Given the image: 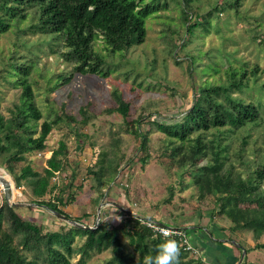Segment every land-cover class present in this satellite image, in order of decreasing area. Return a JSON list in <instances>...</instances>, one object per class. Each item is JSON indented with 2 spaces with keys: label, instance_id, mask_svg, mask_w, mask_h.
<instances>
[{
  "label": "rangeland",
  "instance_id": "rangeland-1",
  "mask_svg": "<svg viewBox=\"0 0 264 264\" xmlns=\"http://www.w3.org/2000/svg\"><path fill=\"white\" fill-rule=\"evenodd\" d=\"M179 1L141 0V5H155L159 9L146 21L144 43L127 52L110 54L100 39L94 44V49L105 56L106 76L72 75L73 65L59 56L61 44H49V36L28 30L31 24L37 22L36 18L11 22L7 31L0 32V112L5 117L9 115V109L17 101L19 92L6 78L4 69L13 53L22 59L21 62H33L35 65L30 81L35 103L42 115L35 123V135H38L43 120H51L57 115L62 117L49 133L46 149L26 154L25 161L14 164L15 171L18 172L27 163L34 170L42 171L48 165L51 151L58 147L59 141H64L67 145V154L62 158L64 170L55 173L51 183L58 187L44 199H51L62 186L72 181L71 191L75 200L62 209L71 217H81L85 225L95 227L99 211L97 225L116 226L126 218L129 210L131 215L139 218L186 228L190 242H193V226H199V231L206 229L211 233L214 232L212 228L218 226L228 230L229 236H232L231 222L216 212V197H199L191 173L180 166V156L172 155L173 144L168 137L145 123L146 120L161 123L179 120L190 108L198 86L225 80L228 65L250 70L258 64V81H264V0H240L238 5L226 4L223 10L213 7L216 2L226 0H194L192 6L202 15V20H198L203 24L197 26L192 35L185 32ZM185 36L188 39L183 42ZM176 43L178 47L174 48ZM216 68L218 72L214 71ZM70 75L72 77L68 83L61 79L54 91L49 90L59 76ZM255 89L234 92L233 95L262 103L261 121L248 131L247 140L250 145L256 141V145L263 148L260 136L264 134V94ZM114 91L120 93L130 105L126 120L137 117L145 120L140 126L141 131H148L149 137V158L144 165L139 160L143 156L138 149L139 139L128 130L121 114L109 112L117 106ZM80 109L86 111V124L82 123ZM65 115L74 116L76 121L67 119ZM210 132L204 133V139L212 138ZM226 134L229 136L224 137L223 141L229 143L227 155L230 156L238 147L243 131L238 129L235 133L224 132ZM174 144L182 143L175 139ZM183 145L187 149V144ZM111 148L116 150L120 164L114 179L104 185L102 193H99L95 178L89 171L96 169L100 153ZM255 157V154H248L249 161ZM6 158L7 154L0 155V167L8 172ZM230 160H226L225 166L231 163L235 169L243 171L244 176L249 173L234 158ZM200 161L196 160L198 163ZM1 169L0 175H5ZM79 185L82 188L79 189ZM170 193L172 196L169 199ZM65 197L67 192H64ZM33 199L26 185L16 187V201L33 202ZM2 202L0 184V204ZM18 207L22 218L42 225L44 231L57 230L66 225L64 220L41 206ZM75 239L76 246H79L84 237L78 235ZM124 242L132 251L127 239ZM110 256V251L92 252L85 264H105ZM78 257H74L73 264H76Z\"/></svg>",
  "mask_w": 264,
  "mask_h": 264
},
{
  "label": "trees",
  "instance_id": "trees-1",
  "mask_svg": "<svg viewBox=\"0 0 264 264\" xmlns=\"http://www.w3.org/2000/svg\"><path fill=\"white\" fill-rule=\"evenodd\" d=\"M140 2L141 0H0V32L7 31L11 22H20L28 17L36 18L37 22L31 24L28 30L49 36V44H61L59 56L64 62L73 65L72 75L106 76L105 56L94 49V44L100 39L110 54H123L144 43L146 21L158 12L159 7L141 5ZM179 2L182 4L181 18L185 32L192 35L196 27L203 24L198 20H202V15L193 8L194 0ZM230 3L238 5L240 0L216 2L213 8L223 10ZM192 16L195 18L192 19ZM186 38L183 37V42L188 39ZM176 47L178 43L174 44V48ZM21 60L12 53L4 68L6 78L19 92L17 101L9 109V115L5 117L0 112V155L7 154L8 173L16 187L24 184L29 188L34 198L33 203L83 224L81 217H71L62 209L75 200L71 191L72 181L62 186L51 199H44L58 187L51 183L55 173L64 170L62 158L67 154L64 141H59L58 147L51 151L48 165L42 171L34 170L28 163L18 172L15 171L14 164L25 161L26 154L46 149L49 133L62 120L59 115L51 120H43L38 135H35V123L42 116L35 103L30 81L31 70L35 65ZM218 70L214 69L215 72ZM258 71V64L250 70L243 66L228 65L225 80L198 86L190 108L179 120L171 123L146 120L145 123L156 127L168 137V141L173 144L172 155L180 156V166L191 173L199 197H216V212L231 222L230 231H249L255 239L264 234V134L260 136L263 148L257 146L256 141L250 145L247 137L248 131L261 121L262 103L259 100L256 103L246 100L233 93L254 90L256 86L255 91L264 94V81H258ZM72 75L59 76L49 90L54 91L61 79L68 83ZM114 97L117 106L109 112L121 114L128 130L139 139L138 149L143 153L139 160L144 165L149 158V137L148 131H141L140 126L145 120L142 117L126 120L129 103L116 91ZM80 114L83 115L82 123L86 124L88 118L85 109H80ZM65 116L76 121L74 116ZM211 129L214 132L211 133ZM238 129L243 131V135L238 147L228 156L229 143L223 140L229 135H224V132L235 133ZM205 132H210L212 138L204 139ZM194 133L197 134L191 137ZM175 139H179L182 144L175 145ZM183 143L187 144V149H184ZM261 150L263 151L260 152ZM248 154H255L256 157L249 161ZM233 158L249 173L244 176V172L235 169L231 163L225 166L226 160L231 162L230 159ZM120 160L114 148L100 153L96 169L89 171L95 178L99 193H102L104 185L114 179ZM196 160L201 161L198 163ZM78 188L82 186L79 185ZM64 192H67L65 198ZM171 196L172 193L169 199ZM18 208L4 200L0 204V264H73L72 260L76 255H79L76 264H85L92 252L104 251L111 252L105 264H143L144 258L154 256L157 247L166 239H174L179 244V264H207L199 255L194 257L191 252L184 250L178 238L154 233L141 223L139 217L128 213L126 218L112 227L99 223L86 229L65 221L66 225L57 230L44 231L42 225L22 218ZM183 229L189 234L186 228ZM78 235L84 239L81 245L76 246L75 238ZM124 239H127L132 251L128 250ZM255 247L264 248V243H256Z\"/></svg>",
  "mask_w": 264,
  "mask_h": 264
},
{
  "label": "crops",
  "instance_id": "crops-1",
  "mask_svg": "<svg viewBox=\"0 0 264 264\" xmlns=\"http://www.w3.org/2000/svg\"><path fill=\"white\" fill-rule=\"evenodd\" d=\"M199 226H193L192 245L207 264H238L241 245L246 253L241 264H264V248H256L255 244L264 243V234L255 239L249 231H234L229 236L228 230L215 226L213 233L206 229L199 231ZM200 233V234H199ZM227 235V236H226Z\"/></svg>",
  "mask_w": 264,
  "mask_h": 264
},
{
  "label": "built area",
  "instance_id": "built-area-1",
  "mask_svg": "<svg viewBox=\"0 0 264 264\" xmlns=\"http://www.w3.org/2000/svg\"><path fill=\"white\" fill-rule=\"evenodd\" d=\"M129 214L130 213H128V215ZM131 216L136 217L135 214ZM140 220L143 225L150 228L154 233L160 234L164 237L178 238V240L183 245L184 250L189 251L191 253H196V254L198 253L196 248L189 241L188 234L185 232L183 228L166 226L165 224L159 221L148 219V218H140Z\"/></svg>",
  "mask_w": 264,
  "mask_h": 264
},
{
  "label": "clouds",
  "instance_id": "clouds-1",
  "mask_svg": "<svg viewBox=\"0 0 264 264\" xmlns=\"http://www.w3.org/2000/svg\"><path fill=\"white\" fill-rule=\"evenodd\" d=\"M180 246L174 239H166L156 249L154 256L148 255L143 264H179Z\"/></svg>",
  "mask_w": 264,
  "mask_h": 264
},
{
  "label": "water",
  "instance_id": "water-1",
  "mask_svg": "<svg viewBox=\"0 0 264 264\" xmlns=\"http://www.w3.org/2000/svg\"><path fill=\"white\" fill-rule=\"evenodd\" d=\"M1 180V179H0ZM2 190H3V200L5 202H7L9 205H14V206H31V205H36L38 206V204L36 203H33V202H20V201H16V200H13L12 197H11V192H10V186L8 183H4L2 185ZM128 213H130L129 210H127ZM54 215L58 218H60L61 220H64L74 226H77V227H81V228H86V229H91L93 227L91 226H88V225H84V224H79L78 222L72 220V219H69L67 218L65 215L57 212V211H54L53 212ZM100 218V212L98 211V215H97V221H96V225L98 223V220ZM237 247L241 250V256H240V259L238 261V264H241L243 258H244V255L246 253L245 249L241 246V245H237Z\"/></svg>",
  "mask_w": 264,
  "mask_h": 264
},
{
  "label": "bare ground",
  "instance_id": "bare-ground-1",
  "mask_svg": "<svg viewBox=\"0 0 264 264\" xmlns=\"http://www.w3.org/2000/svg\"><path fill=\"white\" fill-rule=\"evenodd\" d=\"M1 169V167H0ZM5 175H0V184L3 185L4 183H8L10 186V192H11V197L13 200H15V194H16V186L13 182V179L11 178L10 174L8 172H6L5 170L1 169Z\"/></svg>",
  "mask_w": 264,
  "mask_h": 264
}]
</instances>
